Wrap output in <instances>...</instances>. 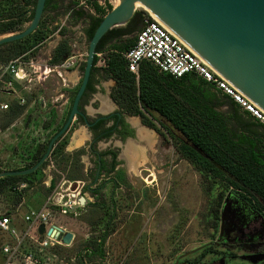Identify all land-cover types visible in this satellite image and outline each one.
I'll return each instance as SVG.
<instances>
[{"label": "trees", "instance_id": "trees-1", "mask_svg": "<svg viewBox=\"0 0 264 264\" xmlns=\"http://www.w3.org/2000/svg\"><path fill=\"white\" fill-rule=\"evenodd\" d=\"M37 0H0V35L18 33L34 17ZM90 12L80 7L74 0H47L44 18L33 34L25 39L0 46V61L7 62L29 52L35 54L39 46L46 42L53 29L50 25L59 21L60 16L88 22L85 30L90 42L104 17L113 10L95 4ZM47 16L51 22L45 26ZM149 18L145 11H139L126 27L110 30L98 45L92 76L104 74L115 81L114 100L130 116L141 117L144 124L165 136L156 125L178 143L181 156L189 161L203 176L212 189L210 200L212 218L219 219L220 207L226 192L232 188L247 187L264 199V126L251 114L238 106L231 98L215 92L205 81L193 75L175 78L160 72L150 62L140 65L138 75L128 69L125 54L134 46L135 38L130 39L144 20ZM69 40L64 39L54 50L51 64L58 65L71 57ZM99 61L103 67H97ZM85 64L82 67L84 72ZM228 106V112H221ZM26 106L12 103L10 109L1 118L0 131L10 127L22 116ZM46 148H44L45 150ZM42 153V152H41ZM38 154L32 162L18 169L32 168L41 159ZM63 147L53 153V159L63 158ZM65 164V170L68 168ZM80 169V166H78ZM0 168V173L4 172ZM73 167L71 173H75ZM40 170L25 176H9L0 179V196L6 190L21 183L33 185ZM73 180L79 177H72ZM54 185V183H53ZM24 193L17 192L20 202ZM105 239L101 236L97 242H89L88 257L103 256ZM85 256L81 263L85 264Z\"/></svg>", "mask_w": 264, "mask_h": 264}, {"label": "rangeland", "instance_id": "rangeland-1", "mask_svg": "<svg viewBox=\"0 0 264 264\" xmlns=\"http://www.w3.org/2000/svg\"><path fill=\"white\" fill-rule=\"evenodd\" d=\"M74 1L78 2L77 0ZM112 6L114 8L115 4ZM85 10L91 12L90 9ZM139 11L145 10L140 9ZM139 11L137 10V12ZM92 12L95 13L93 8ZM147 14L149 13L147 12ZM50 22L51 17L47 16L45 26ZM59 23L63 25L61 32H58L60 25H52L54 30L51 34L52 37L39 46L32 57L48 58L55 47L62 40L67 39L72 49L71 56L82 55L81 68L78 72L79 78H73L72 75H74L73 71L75 69H72L69 73L71 78L66 83L57 76L56 78H50L43 86L37 80H34L30 84V91H24L21 88L20 95H24L27 102H29L28 107L32 106L30 108L33 110V114H36L32 117H35V119H40L43 116L41 115L40 104L36 102L39 96L42 99L44 97L51 106L57 92L64 90L76 92L79 86H75L76 82L74 81H81L84 75L82 67L86 62L89 47V41L85 34L88 22L71 19L68 15H65L59 17ZM28 25L29 23L25 25V28ZM133 38H135V34L130 36V39ZM103 66V62H99L97 65V67ZM64 84L70 86L67 88ZM103 84L105 85V91L100 95L98 110H104V107L110 106L109 87L115 85L109 77L105 78ZM0 102L12 104L15 100L8 97L0 89ZM220 111L227 113L228 106H223ZM5 113L0 109V122H2L1 118ZM29 118L28 113L22 116L21 122L17 121L15 127L8 132L9 137H3L2 131H5V129L0 131L1 169L8 171L18 169L26 164L25 154L29 145L34 144L36 139L39 138L41 125L40 120H38L36 123L32 122L28 129L27 121ZM137 118H134L133 121L139 122ZM156 125L166 135L162 136L158 132L156 134L155 130L153 131L155 135H158V138L155 147L152 148V162H149L148 158V161L138 169V173L131 172V180L137 188H141L144 194V199L136 211L138 214L132 215L135 217L136 222L133 221L130 225H127L117 238L111 240L105 246L103 256L89 258L86 246L89 242L96 243L101 238L103 227L98 225V221H94L85 209L78 211L81 214L78 217L73 215L72 211H69L68 215L53 213L52 222L61 226L64 231L72 232L75 239L71 246L58 245L44 254H37L43 264H80L81 256H85V264H171L168 256L172 252L175 254L188 253L215 239L211 224L207 221L209 204L213 195L210 188L211 184L206 182L196 168L181 156L177 149L178 143L176 140L172 139L158 122H156ZM73 134V139L76 135L82 137L85 135V133L83 135V128H77ZM73 143L69 144V151L65 152L63 158L53 160L54 164H47L45 172H40L37 177L38 180L34 179V184L24 191V204L19 210L15 207L18 203L17 193L6 190L0 196V213L9 211L13 214L15 220L16 218L24 219L30 211L44 208L47 198L57 186L60 187L58 193L64 195L63 202L69 201V198L65 195L67 194L66 190L71 185L73 186L74 180L72 177L82 176L78 168L82 165L78 161L81 151L80 149L74 150L76 147ZM140 148L147 152V145L140 144ZM67 163L69 165L65 170V164ZM74 166L76 171L71 173ZM84 169H87L86 166ZM129 171H131V167ZM135 174H141V177H136ZM84 177V179H87L86 176ZM41 180H44L43 183L40 182ZM53 183L54 185H52ZM98 216H100V213ZM128 216L130 217L131 214H128ZM8 241H10L8 236L0 232V264H8L7 257L1 252L2 247ZM27 248L33 251L37 250V244L31 241L27 243ZM135 250H137L136 253ZM21 258L23 259V257ZM21 263V259L14 261V264Z\"/></svg>", "mask_w": 264, "mask_h": 264}, {"label": "flooded vegetation", "instance_id": "flooded-vegetation-1", "mask_svg": "<svg viewBox=\"0 0 264 264\" xmlns=\"http://www.w3.org/2000/svg\"><path fill=\"white\" fill-rule=\"evenodd\" d=\"M105 78L104 74L91 76L80 102V114L74 117L65 134L55 142L49 157L39 169L44 173L47 164L54 162L53 153L58 147L62 146L63 152H68L69 144L74 142L73 132L77 128H83V134L86 136L84 144L74 149L81 151L78 161L83 165L79 172L82 176L74 180L73 186L66 190L65 197L71 194V198H74L72 194L77 192L79 196L74 198L75 200L85 197L84 204L78 201L79 206L75 208L76 216H81L78 211L85 209L94 221H98L97 224L103 227L104 248L111 240L117 238L127 225L136 222L132 215L138 214L136 211L144 199V194L131 180V172L134 171L129 146L140 148V144L147 145L146 153L149 162H152V147L141 138L140 129L147 128L153 131L144 124L141 117L130 116L119 107L113 97L115 81L114 86L109 85L110 106L98 110L100 95L105 91L103 84ZM81 84L82 80L77 81L75 86H79L80 89ZM64 86L68 88L70 85ZM78 90L60 91L57 95L58 102L42 110L43 116L40 119L33 118L32 116L36 115L33 112L29 114L27 125L30 126L32 122L36 123L38 120L41 125L39 138L34 144L29 145L25 154L27 162H32L41 152V159L46 154L51 140L67 123ZM134 118L139 120L138 124L133 121ZM85 166L87 169H84ZM84 176L87 179H84ZM135 176L141 177V174ZM57 187L59 189V186ZM226 204L227 215L222 228V213ZM207 221L211 224L215 239L188 253L172 252L168 256L171 264H264V199L259 197L254 189L240 187L227 191L221 203L219 219L212 218L209 204Z\"/></svg>", "mask_w": 264, "mask_h": 264}, {"label": "water", "instance_id": "water-1", "mask_svg": "<svg viewBox=\"0 0 264 264\" xmlns=\"http://www.w3.org/2000/svg\"><path fill=\"white\" fill-rule=\"evenodd\" d=\"M142 2L180 41L225 81L264 112V0H122L102 20L89 42L82 84L74 99L67 123L51 140L46 154L32 168L4 171L0 179L25 176L38 171L49 157L55 142L68 130L92 76L97 48L112 29L126 27L137 13L134 3ZM47 0H37L34 17L23 31L0 37V46L22 40L39 28ZM154 131V130H153ZM74 198L77 195L72 194ZM84 204L85 197L78 199ZM227 204L222 213V228ZM59 232L62 243L71 246L72 232ZM40 234L45 232L42 225ZM58 234V233H57Z\"/></svg>", "mask_w": 264, "mask_h": 264}, {"label": "built area", "instance_id": "built-area-1", "mask_svg": "<svg viewBox=\"0 0 264 264\" xmlns=\"http://www.w3.org/2000/svg\"><path fill=\"white\" fill-rule=\"evenodd\" d=\"M77 1L80 7L90 9L91 12L95 4L105 9L113 5L111 0ZM52 25L59 26L60 23L59 21L52 23L50 25L51 29L53 28ZM62 29L63 25H60L58 32H61ZM57 47L58 45L55 49ZM53 52L48 58L43 59L40 56L32 57V52H29L7 62L0 61V89L8 97L13 98L15 100L14 103L19 106H26V111L22 116L29 113L32 110L30 108L32 106L28 107L29 102H27L24 95H20V90L30 91V84L34 80H37L43 86L50 78H56L57 76L66 83L67 80H70L68 77L70 71L72 69L76 70L78 66H81L82 55L71 56L61 64L53 65L51 64ZM124 56L128 62L129 71L136 75H138L140 65L147 61L160 72L170 74L175 78H183L187 75L196 76L205 81L215 92L231 98L241 109L249 112L257 122L264 126V112L262 110L218 75L151 14H149V18L144 20L141 28L135 34L134 46ZM97 57L101 59L103 54L98 53ZM58 94L57 92L51 102L53 106L58 102ZM36 102L40 104V110L48 108L49 104L44 97L42 99L39 96ZM36 102L34 101L33 103L35 104ZM10 107L11 104L0 102V109L3 112H7ZM26 189H28V184L21 183L14 186L12 191L24 193ZM75 194L79 196L78 192ZM68 198L69 201L63 202L65 199L64 195L60 192L58 193L57 187L47 198L44 208L32 210L25 216L23 219L25 228L23 230L18 228L12 215L3 214L0 216V232L6 234L10 240L1 249L2 254L7 257L8 264H14V261L19 259L22 261L21 264H43L37 254H44L58 245L66 246L62 243L59 232L55 231L53 234L49 232L53 228L64 231L61 226L52 222L53 213L68 215L69 211H72L73 215H77L75 208L79 206L78 201L71 198V194L68 195ZM42 225L45 227V232L40 234L39 230ZM31 241L37 244V250L33 251L27 248V243Z\"/></svg>", "mask_w": 264, "mask_h": 264}, {"label": "bare ground", "instance_id": "bare-ground-1", "mask_svg": "<svg viewBox=\"0 0 264 264\" xmlns=\"http://www.w3.org/2000/svg\"><path fill=\"white\" fill-rule=\"evenodd\" d=\"M115 4V7H118L122 4V0H114L113 1ZM113 4V5H114ZM134 7L136 8V10H145L147 11L149 14H151L155 19H157L158 21H160L142 2L137 1L134 3ZM161 22V21H160ZM162 23V22H161ZM136 124H138V121H134ZM141 138L144 141H147V143H149L150 147L154 148L155 143H156V136L155 133L147 128H141ZM80 134V133H79ZM84 135V134H83ZM85 136V135H84ZM82 136H77L74 138V145L76 148H80L85 141V137ZM143 142V141H142ZM149 147V148H150ZM151 148V149H152ZM129 151L131 152V162H132V170L136 173H138V169L142 166L143 163L148 161V157H147V153L146 150L142 149V148H136L133 145L129 146ZM148 152V151H147Z\"/></svg>", "mask_w": 264, "mask_h": 264}, {"label": "crops", "instance_id": "crops-1", "mask_svg": "<svg viewBox=\"0 0 264 264\" xmlns=\"http://www.w3.org/2000/svg\"><path fill=\"white\" fill-rule=\"evenodd\" d=\"M139 30V29H138ZM137 30V31H138ZM137 33V32H136ZM135 33V34H136ZM60 44V43H59ZM58 44V45H59ZM80 68H81V66H78L77 67V69L76 70H74L73 72V74L74 75H72L73 76V78H79V76H78V72H79V70H80ZM76 75V76H75ZM69 76H71V74L70 75H68V77ZM69 78H71V77H69ZM74 82H76L75 84H77V81H74ZM74 84V85H75ZM33 112V111H32ZM31 112H29L28 114H30ZM22 119V117L20 116V117H18L15 121H14V124L13 125H11L10 127H8V128H6L5 129V131H2L3 133H2V135H3V137H9V134H8V132L12 129V128H14L15 126V124L17 123L16 121L18 120V122H21L20 120ZM16 122V123H15ZM28 126V129H29V125H27ZM4 139V138H3ZM23 204H24V196L22 197V199H21V201L20 202H18L17 204H16V209L17 210H19L22 206H23ZM3 214H9V215H12L13 216V214L11 213V212H9V211H7L6 213H0V216L1 215H3ZM28 214V213H27ZM26 214V215H27ZM25 215V216H26ZM14 218V217H13ZM14 221L16 222V224H17V226H18V228L20 229V230H23L24 228H25V224L23 223V219H17L16 218V220L14 219ZM74 239H75V235H74ZM74 242V241H73ZM1 252H2V250H1Z\"/></svg>", "mask_w": 264, "mask_h": 264}]
</instances>
